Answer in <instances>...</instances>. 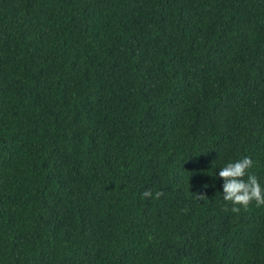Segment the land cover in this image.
Returning a JSON list of instances; mask_svg holds the SVG:
<instances>
[{"label":"trees","instance_id":"16d2710c","mask_svg":"<svg viewBox=\"0 0 264 264\" xmlns=\"http://www.w3.org/2000/svg\"><path fill=\"white\" fill-rule=\"evenodd\" d=\"M244 157L264 188V0H0V264H264Z\"/></svg>","mask_w":264,"mask_h":264},{"label":"clouds","instance_id":"9594fccd","mask_svg":"<svg viewBox=\"0 0 264 264\" xmlns=\"http://www.w3.org/2000/svg\"><path fill=\"white\" fill-rule=\"evenodd\" d=\"M252 164L250 157H244L234 163H228L219 171V178L223 180V200L232 205V213H239L241 208L247 210L253 202L256 207L264 206V188L261 187L255 175L249 174ZM202 187L206 188L207 185ZM162 195L161 191H157L155 197L158 199ZM142 196L148 198L152 196V193L146 190ZM195 196L201 201L206 198L202 194Z\"/></svg>","mask_w":264,"mask_h":264}]
</instances>
